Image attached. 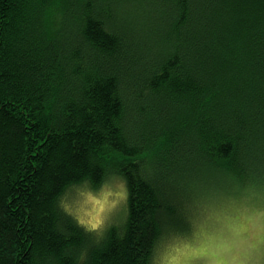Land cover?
Returning a JSON list of instances; mask_svg holds the SVG:
<instances>
[{
  "label": "trees",
  "instance_id": "trees-1",
  "mask_svg": "<svg viewBox=\"0 0 264 264\" xmlns=\"http://www.w3.org/2000/svg\"><path fill=\"white\" fill-rule=\"evenodd\" d=\"M115 2L0 0V264H144L164 177L264 164V0ZM112 173L129 215L97 245L55 198Z\"/></svg>",
  "mask_w": 264,
  "mask_h": 264
},
{
  "label": "clouds",
  "instance_id": "clouds-1",
  "mask_svg": "<svg viewBox=\"0 0 264 264\" xmlns=\"http://www.w3.org/2000/svg\"><path fill=\"white\" fill-rule=\"evenodd\" d=\"M114 22L126 16L115 0ZM179 216H164L150 241L144 264H264V164L246 161L243 170L203 164L163 179ZM129 182L122 174L101 177L93 190L87 180L67 186L55 200L66 217L99 245L119 231L129 215ZM74 264H87V249Z\"/></svg>",
  "mask_w": 264,
  "mask_h": 264
},
{
  "label": "rangeland",
  "instance_id": "rangeland-1",
  "mask_svg": "<svg viewBox=\"0 0 264 264\" xmlns=\"http://www.w3.org/2000/svg\"><path fill=\"white\" fill-rule=\"evenodd\" d=\"M99 187H100V186H99ZM99 187H98L97 189H95V190H98V189H99ZM95 190H94V191H95Z\"/></svg>",
  "mask_w": 264,
  "mask_h": 264
}]
</instances>
